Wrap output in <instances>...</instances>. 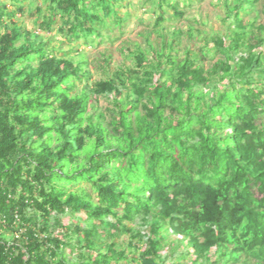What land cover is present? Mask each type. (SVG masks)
Returning <instances> with one entry per match:
<instances>
[{
  "label": "trees",
  "instance_id": "16d2710c",
  "mask_svg": "<svg viewBox=\"0 0 264 264\" xmlns=\"http://www.w3.org/2000/svg\"><path fill=\"white\" fill-rule=\"evenodd\" d=\"M126 1L0 0V264H264V4L170 36L196 0H143L159 45L90 86L79 46L123 33Z\"/></svg>",
  "mask_w": 264,
  "mask_h": 264
},
{
  "label": "rangeland",
  "instance_id": "374dc122",
  "mask_svg": "<svg viewBox=\"0 0 264 264\" xmlns=\"http://www.w3.org/2000/svg\"><path fill=\"white\" fill-rule=\"evenodd\" d=\"M232 2V0H230ZM264 0H261L259 8H262ZM125 7L121 9L124 13L127 9L131 13V17L127 21L123 33L121 30L115 29L112 34L114 40H106L98 44L97 46H79V50L83 49L84 55L88 61L87 67L90 70V79L88 80L91 86L93 82L100 79L112 76L116 71L126 69L132 65V58H129L131 51L138 49L145 50L147 48V38L154 45H159L161 38L152 29L151 25L155 21L156 16L152 12L150 3H143V0H128L125 2ZM128 5V6H127ZM226 15V9L224 7V0H202L195 1L194 5L186 10V15L180 20L168 21L166 28L162 31L163 34H169L177 28H182L185 31L190 25H194L196 28H201L207 31L212 30H225L226 22L224 17ZM20 17L21 15L18 14ZM264 17V15L262 16ZM249 17H246L248 20ZM18 22H24L28 28H32V14L27 13L26 16L20 17ZM41 35L45 39H50L52 45L60 46L62 51L70 50L72 44L65 40L61 32L58 31V27L52 32L40 31ZM149 34V35H148ZM183 45L187 44L196 47L198 42L196 40H190L187 34L182 35ZM196 44V45H194ZM75 46H77L75 44ZM198 48V47H197ZM62 53V52H61ZM72 56L79 59V54L75 50L72 52ZM208 66L209 63L207 62ZM85 85V82L80 86ZM91 101L94 104V108L90 107V111L94 114L103 113L107 118L110 117V110L114 108V96L111 95H99L91 97ZM68 218L65 219L68 222ZM129 235H124L121 240L128 242ZM181 249L175 250L174 254H171V249L166 247L162 250L163 255H169L167 264L176 260V255L180 253ZM138 264V263H129Z\"/></svg>",
  "mask_w": 264,
  "mask_h": 264
},
{
  "label": "water",
  "instance_id": "95a60500",
  "mask_svg": "<svg viewBox=\"0 0 264 264\" xmlns=\"http://www.w3.org/2000/svg\"><path fill=\"white\" fill-rule=\"evenodd\" d=\"M143 263L144 264H156L155 261L151 258H144Z\"/></svg>",
  "mask_w": 264,
  "mask_h": 264
}]
</instances>
